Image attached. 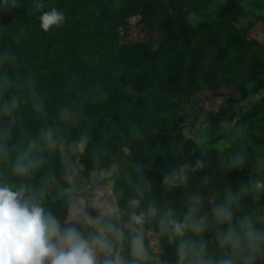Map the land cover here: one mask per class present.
<instances>
[{
  "label": "rangeland",
  "instance_id": "obj_1",
  "mask_svg": "<svg viewBox=\"0 0 264 264\" xmlns=\"http://www.w3.org/2000/svg\"><path fill=\"white\" fill-rule=\"evenodd\" d=\"M30 1L32 5L25 11L31 18L29 29L21 28L20 39L12 45V53L0 50V85L14 87L33 71L31 88L9 92L10 101L0 99V186H8L14 191L24 187L28 190L26 195H32L41 186L36 181L41 172L40 175L45 177L43 188H46L42 200L48 202L42 206L45 211L55 216L62 227H76L85 238L97 235L106 225L115 226L123 235L117 240L108 234L113 246L110 258L119 256L124 264H131L135 259L131 254V239L138 226L130 222L132 212H122L116 202L113 185L120 165L109 161L102 169L87 171L81 161L84 149L80 144L56 136L53 140L54 156L63 170H52V165L46 163L43 156L49 146L44 134L49 130L54 132L53 124H46L47 110L28 104L60 90V85H76L79 77L66 69V62L78 60L80 54L69 55L68 51L81 43L85 34H91L101 26L117 30L127 61L131 57L128 52L138 49L145 64L153 57L166 56L163 51L171 44L188 49L196 39L194 29L206 23L208 29L188 53L186 62L170 69L171 77L179 79L181 82L178 83L185 89L194 82L214 80L226 73L231 77L254 73L256 78L250 83L230 78L223 84L199 91L177 108L175 126L144 133L147 145L157 150L152 169L157 173V180L135 174L133 168L126 172L132 171L131 192L140 201L137 213H146L149 205L156 209L155 215L147 217L143 225L148 257L139 264H179L177 248L181 239L197 247L203 243L208 259L231 258L230 249H222L216 240V233L226 230L228 225L217 223L213 216L215 207L229 203L232 224L237 231L238 222L248 217L252 227L264 234V216L258 218V213L264 210V87L254 95L242 98L244 93L252 91L258 78H264L262 22L244 12L239 0H152L150 14L146 16L144 0ZM37 3L44 4V7L37 10ZM16 5L17 0L15 6L12 1L0 4V17L11 15ZM53 8L63 13L65 20L59 28L44 32L40 17ZM113 11L121 20L118 17V21L115 17L114 21L108 19L107 14ZM91 43L100 45L97 38ZM29 64L33 65L31 70ZM48 68H51L52 75L46 74ZM52 79L54 83H48ZM56 113L54 111V115ZM28 127L32 129L29 138ZM41 138L44 142H39ZM29 141H37L38 145L35 142L30 144L28 154L21 156ZM177 141L187 148L188 161L177 156L173 146ZM33 145L36 150L31 149ZM127 154L132 155V152ZM18 161L29 166L26 175L15 173L14 166ZM226 162L237 174L235 183L227 179L226 173L230 169ZM152 164L146 167L152 168ZM185 165L183 179L177 178L171 184L164 182L165 175L179 174ZM194 196L199 197L195 217L197 220L204 218V231L195 233L189 230L182 238L162 232L160 221L169 219V210L175 213L172 216L175 219L179 215L176 213L181 211L186 215L194 203ZM67 197L70 206H66L65 201L59 202ZM159 198L164 200L162 206H157ZM181 217L182 214L178 220L183 222ZM261 248L253 264H264V244ZM98 259H104L103 253ZM234 264H243L242 258L236 259Z\"/></svg>",
  "mask_w": 264,
  "mask_h": 264
},
{
  "label": "trees",
  "instance_id": "obj_2",
  "mask_svg": "<svg viewBox=\"0 0 264 264\" xmlns=\"http://www.w3.org/2000/svg\"><path fill=\"white\" fill-rule=\"evenodd\" d=\"M8 1L11 2L12 0H0V4ZM121 1L135 2L137 0ZM151 3L152 0H144L143 2L145 16L150 14ZM239 4L241 5L240 0ZM30 5H32L30 0H17V8L11 12V15L0 17V50L5 52L9 50L12 53L14 49L12 45L20 39L21 28L29 29L31 18L29 13H25V11ZM241 8L264 24V18L244 9L242 6ZM102 16H105L104 13ZM107 16L111 21H114L113 17L116 20L117 17L120 19V15L115 11L107 14ZM207 29L206 23H202L194 29L193 34L196 39H193L188 49H182L179 45L171 44L163 51L167 54L166 56L159 59L153 57L144 64L143 58L139 57L138 49L128 52L131 57L127 61V57L124 55L126 50L122 44H119L122 38H119L117 30L113 31L101 26L93 33L85 34L82 42L68 51L69 55L80 54L78 60L72 59L66 62V69H69L72 75L79 77L76 85L63 84L64 87L60 85L58 86V88L61 87L60 90L54 91L51 95H44L39 99L31 100V103L28 104L47 110L46 124L50 122L53 124V140L58 136V139H72L80 144L86 138L84 150L81 153V161L87 171L102 169L109 161L120 165L113 191L116 202L124 213L129 211L137 213V208L133 209L130 206V201L136 197L131 192L132 171L127 174V170L133 168L135 174L140 173L147 179L157 180V173L152 171L155 167L154 161L157 150L147 145L148 140L144 133L162 131L167 127L175 126L177 108L199 91L223 84L230 78L245 83L253 82L256 78L254 73H247L239 77H231L226 73L218 75L214 80L205 79L194 82L189 89H185L178 83L181 82L179 79L171 77L170 69L186 62L188 53L193 51L199 38L205 34ZM95 38L100 45H92L91 40ZM130 47L132 46L130 45ZM20 64L24 65V63ZM28 66L30 70L33 67L31 64ZM32 72L29 73L30 76L21 78L14 87L9 84L8 88H5V85L1 84L0 99L10 101L11 94L9 92L16 93L19 90L31 88ZM50 73L51 68H48L46 74L52 75ZM48 83L53 84V79L49 80ZM263 87L264 78H258L252 91L244 93L242 98L245 99L249 95H254ZM54 111L57 112V119ZM65 112H68L69 115L65 116ZM60 116L62 119L58 120ZM27 129L29 138L32 136V129L31 127ZM34 142L29 141L25 144L21 156L28 154L30 151L28 148ZM39 142H44L43 138ZM35 144L38 145V142L36 141ZM35 146L33 145L31 149L36 150L37 147ZM173 146L179 158L186 161L190 159L188 156L186 157L188 150L181 141H177ZM53 149L54 146L49 144L43 160L52 165V170L58 168L63 170L54 156ZM126 152H132V155ZM222 156L224 157L223 153ZM150 163H153L152 168H147L146 165ZM226 166L230 169L226 173L227 179L235 183L237 174L229 163L226 162ZM40 173L37 175L36 181L41 186L32 192V196L35 197L36 203L39 202L41 206H44L48 204L42 200L46 193V188H43L45 177ZM1 178L0 176V180ZM150 186L151 184H149ZM235 186L238 187V184L236 183ZM61 201H65L66 206H70L69 197L59 202ZM162 204H164V200L159 198L157 206H162ZM183 213L182 211L176 213L179 214L176 219H180L181 214V219H184ZM173 214L175 213H172V216ZM262 216H264V210L258 213V218ZM185 234L188 235V233Z\"/></svg>",
  "mask_w": 264,
  "mask_h": 264
},
{
  "label": "clouds",
  "instance_id": "obj_3",
  "mask_svg": "<svg viewBox=\"0 0 264 264\" xmlns=\"http://www.w3.org/2000/svg\"><path fill=\"white\" fill-rule=\"evenodd\" d=\"M12 3L15 6V0H12ZM35 7L39 10L44 4L37 3ZM64 20L63 13L53 8L41 15V28L44 32H48L53 27L59 28ZM68 115L69 113L65 112V116ZM44 138L54 146L51 130L44 134ZM85 143L86 138L80 142L81 149ZM186 167L187 165L182 167L179 174L174 172L165 175L164 182L171 184L177 178L183 179ZM14 171L18 175H26L29 166L18 161ZM259 186L258 184L257 187ZM27 191L24 187L14 191L8 186H0V264H124L119 256L115 259L110 258L113 254V246L108 234L114 235L117 240L123 235L115 226L106 225L97 235L85 238L76 227H62L55 216L35 202L34 196L26 195ZM192 200L194 203L190 205L183 222L173 218L169 210V219L160 221L162 232H170L171 235L182 238L189 230L195 233L204 231L206 227L204 218L197 220L195 217L199 197L194 196ZM139 204V200L130 201L133 209ZM155 213V207L149 205L146 213L134 211L130 216L131 224L138 226L134 229L135 234L131 239V254L135 258L131 264H139V261L148 257L144 245L143 225L147 217L154 216ZM213 216L217 223L228 225L226 230L222 229L216 233V240L222 249H230L231 258L219 261L208 259L203 243L197 247L181 239L177 248L179 264H234L239 258H242L243 264H253L257 253L262 251L264 234L252 227L248 217L238 222L239 231H237L232 224L230 203L215 207ZM245 252L247 255H244ZM100 253L104 255L102 261L98 259Z\"/></svg>",
  "mask_w": 264,
  "mask_h": 264
},
{
  "label": "crops",
  "instance_id": "obj_4",
  "mask_svg": "<svg viewBox=\"0 0 264 264\" xmlns=\"http://www.w3.org/2000/svg\"><path fill=\"white\" fill-rule=\"evenodd\" d=\"M241 6L253 12L256 15L261 16L264 18V0H240ZM258 4L261 5V7L258 6Z\"/></svg>",
  "mask_w": 264,
  "mask_h": 264
}]
</instances>
